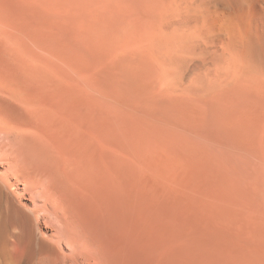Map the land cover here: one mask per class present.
Returning a JSON list of instances; mask_svg holds the SVG:
<instances>
[{"label":"rangeland","instance_id":"1","mask_svg":"<svg viewBox=\"0 0 264 264\" xmlns=\"http://www.w3.org/2000/svg\"><path fill=\"white\" fill-rule=\"evenodd\" d=\"M106 2L0 0V155L10 151L17 164L32 154L26 163L40 173L37 186L14 180L12 194L23 193L32 220L54 225L60 248L101 257L96 264H264V139L257 132L245 142L227 131L221 141L177 138L169 143L181 164L175 186H148L143 176L155 172L134 152L140 116L108 103L121 82L108 55ZM15 82L42 91L45 111L8 96L4 86Z\"/></svg>","mask_w":264,"mask_h":264},{"label":"bare ground","instance_id":"2","mask_svg":"<svg viewBox=\"0 0 264 264\" xmlns=\"http://www.w3.org/2000/svg\"><path fill=\"white\" fill-rule=\"evenodd\" d=\"M106 1L108 55L110 62L119 68L121 82L116 87L113 84L114 89L111 88V92L107 93L108 103L111 107L113 104L114 108L127 110V116L129 112L140 116L137 122H142L140 125L144 129L139 133L140 138L136 137L140 142L135 146L134 152L138 155L137 160L145 161L151 172H155L149 177V172L147 177L143 176L148 178V186L158 185L159 182H164L167 187L175 186L173 184L177 179L174 168L181 164L178 162L179 158H173L176 157L173 153L175 145L169 143H177V138L180 140V137H185L189 142L192 137L221 141L222 133L227 131L229 135L238 134L239 139L245 142L257 132L258 137L264 139V0ZM113 68L114 65L112 70ZM111 73L112 78L115 77L112 71ZM108 88L110 89L109 86ZM4 89L8 96L20 100L34 112L40 114L47 108L40 103L41 98L44 99L40 95L42 91L40 94L32 92L23 82L6 85ZM58 114L63 117L60 112ZM178 131L185 135L178 134ZM4 132L6 134V130ZM123 136L122 132L121 137ZM126 141L130 142L128 138ZM133 141L126 143L130 146ZM47 146V149L51 148L49 143ZM7 153L2 152L0 155V164L3 165L0 172V264H96L98 259L100 261L101 257L96 259L89 252L86 254L60 248L53 239L55 227L49 220L41 222L39 218L32 220L28 217L25 203L21 202L23 193L14 195L11 188L17 185L14 180H18L20 184L37 186L40 173L28 166V158L32 154L29 157L20 154V157L22 155L27 159L21 157L15 164ZM52 185L45 191L47 201L55 197ZM13 195L17 196V200ZM39 210L45 211V207ZM46 245L49 249L45 248Z\"/></svg>","mask_w":264,"mask_h":264}]
</instances>
